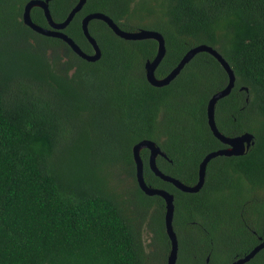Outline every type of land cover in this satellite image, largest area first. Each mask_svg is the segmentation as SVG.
<instances>
[{"label":"trees","instance_id":"trees-1","mask_svg":"<svg viewBox=\"0 0 264 264\" xmlns=\"http://www.w3.org/2000/svg\"><path fill=\"white\" fill-rule=\"evenodd\" d=\"M25 1L0 0V264H165L163 200L138 187L130 146L154 140L166 154L156 156L157 167L194 182L204 153L224 145L206 124L205 103L226 83L225 71L198 51L167 84L153 86L143 62L154 39H124L93 18L87 28L100 56L88 61L24 24ZM75 1L48 0L51 17L62 19ZM91 11L122 29L161 33L155 76L197 43L233 70L214 121L224 135L253 133L243 154L210 158L200 189L187 192L156 176L147 149L139 151L144 181L173 195L175 264H228L263 234L264 0H85L63 28L85 52L80 18ZM30 17L47 25L38 6ZM102 129L99 139L113 144L91 148ZM109 159L117 166L107 167ZM241 264H264V246Z\"/></svg>","mask_w":264,"mask_h":264},{"label":"water","instance_id":"water-1","mask_svg":"<svg viewBox=\"0 0 264 264\" xmlns=\"http://www.w3.org/2000/svg\"><path fill=\"white\" fill-rule=\"evenodd\" d=\"M85 0H76L74 4L66 12L65 16L60 20H54L48 9V0H26L22 6L21 20L24 24L29 26L32 30L42 35L58 37L63 40L77 55L88 60L93 61L99 58L100 49L94 39L89 33L87 25L88 21L93 18L103 20L110 29L119 37L124 39H143L152 38L156 41V50L151 59H145L143 62L144 76L146 81L153 86H162L172 80L180 71L182 66L198 51H207L211 54L221 65L226 73L227 79L223 87L212 92L205 103V117L206 124L210 129L212 135L217 138L224 146L212 149L204 153L201 159L197 163L196 180L192 183H184L178 178L162 172L155 163L156 155L166 157L164 151H162L159 145L152 139L140 138L134 141L130 146L131 156L134 163V176L136 183L140 190L147 195H158L163 200V226L164 232L168 238V250L165 257V264H175L177 256V237L172 226L173 215V195L171 192L161 187H154L147 184L144 181L142 174V160L139 155V151L142 148L147 149V166L149 169L162 180L170 182L174 187L187 192H196L200 189L204 181L205 167L207 161L217 155H239L243 154L248 147L253 144V133L244 130L234 135H224L221 133L214 121V105L216 101L228 94L234 84V73L227 61L221 56V54L212 46L205 43H197L188 49L181 55L177 63L169 69L162 76H155L154 69L164 54V39L161 33L154 29H148L139 27L134 30L120 28L108 15L101 11H91L83 14L80 18L81 31L89 42L92 48V52L83 51L78 44L64 31L63 28L69 23L75 12H77L83 5ZM33 6L41 8L43 16L46 21V26L40 25L32 21L30 17V9ZM246 89V87H244ZM264 225V219H263ZM264 246V237L255 243L246 253L240 256H236L229 264H241L252 257L260 248Z\"/></svg>","mask_w":264,"mask_h":264},{"label":"rangeland","instance_id":"rangeland-1","mask_svg":"<svg viewBox=\"0 0 264 264\" xmlns=\"http://www.w3.org/2000/svg\"><path fill=\"white\" fill-rule=\"evenodd\" d=\"M91 52H92V48H91V51L89 53H91ZM95 133L96 134L93 135L91 137V139L89 140V145H90L91 148L97 147V146L106 147V146H111L113 144V139L112 138H109V139H106V138L99 139V136L100 137H103V136H105L108 133L106 130L102 129L100 132L95 131ZM95 149H98V148H95ZM90 160H91V163H93V164L96 163V160H95L94 157L90 156L89 157V161ZM106 163H107V167H112L113 165L117 166V164H118L117 160L115 161V163H112L110 159ZM97 173H98V171H97ZM172 226H173V224H172ZM175 234H176V232H175ZM149 236H150L149 231H147L145 228H143L142 229V232H141V238L143 240L145 249H147V244L146 243L148 241H150L149 240ZM149 248H151V246H149Z\"/></svg>","mask_w":264,"mask_h":264},{"label":"flooded vegetation","instance_id":"flooded-vegetation-1","mask_svg":"<svg viewBox=\"0 0 264 264\" xmlns=\"http://www.w3.org/2000/svg\"><path fill=\"white\" fill-rule=\"evenodd\" d=\"M224 146V145H223ZM157 156V155H156ZM156 158V157H155ZM262 230V232H263V234L261 235V234H257L256 235V237H257V242L260 240V239H262L263 237H264V225L262 224V228H261ZM256 242V243H257ZM166 257V256H165ZM229 264V263H228Z\"/></svg>","mask_w":264,"mask_h":264}]
</instances>
